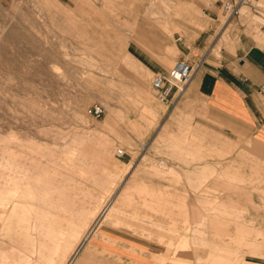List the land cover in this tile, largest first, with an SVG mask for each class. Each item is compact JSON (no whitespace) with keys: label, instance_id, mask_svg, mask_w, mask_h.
Returning a JSON list of instances; mask_svg holds the SVG:
<instances>
[{"label":"rangeland","instance_id":"obj_1","mask_svg":"<svg viewBox=\"0 0 264 264\" xmlns=\"http://www.w3.org/2000/svg\"><path fill=\"white\" fill-rule=\"evenodd\" d=\"M217 14L210 60L221 0H0V264H264V88L236 118L151 87Z\"/></svg>","mask_w":264,"mask_h":264},{"label":"crops","instance_id":"obj_2","mask_svg":"<svg viewBox=\"0 0 264 264\" xmlns=\"http://www.w3.org/2000/svg\"><path fill=\"white\" fill-rule=\"evenodd\" d=\"M251 5L248 6L251 8ZM210 18L212 22L206 26V31L185 44L188 52L183 60L193 66L188 84H193L208 104L227 117L240 118L248 108L247 100L254 98V91L264 88V29L259 43L254 39V27L248 21L242 22L239 16L231 31L237 37L233 53L228 52L223 59L210 60L207 51L219 16Z\"/></svg>","mask_w":264,"mask_h":264},{"label":"built area","instance_id":"obj_3","mask_svg":"<svg viewBox=\"0 0 264 264\" xmlns=\"http://www.w3.org/2000/svg\"><path fill=\"white\" fill-rule=\"evenodd\" d=\"M250 5L249 0H221V9L227 15V23L234 16L240 15V8L243 5ZM259 28L264 29L263 22L259 24ZM193 75V66L186 60H177L169 71L164 73H157L151 78V87L155 90L156 97L163 103H170L176 94H179L187 82ZM175 89V91H174ZM91 113L95 117L101 116L103 108L96 105L91 109ZM122 149L117 150V155H123Z\"/></svg>","mask_w":264,"mask_h":264},{"label":"bare ground","instance_id":"obj_4","mask_svg":"<svg viewBox=\"0 0 264 264\" xmlns=\"http://www.w3.org/2000/svg\"><path fill=\"white\" fill-rule=\"evenodd\" d=\"M13 183H14V182H13ZM19 185H20V183H18V181H15V186H14V187H17V188L19 189V188H20ZM24 187H25V185H24ZM18 189H17V190H18ZM21 189H22V187H21ZM21 189L18 190V191H21ZM24 191H25V190H24ZM15 192H16V189H15ZM15 192H14V194L16 195L17 192H16V193H15ZM22 192H23V189H22V191L19 192V193L22 194V195H25V197L23 196V197H24L23 199H25V198H26V194H28L29 191H28L26 194H23V193H25V192H23V193H22ZM1 195H2V193H1ZM1 195H0V196H1ZM15 195H14V196H15ZM30 195H31V192H30ZM30 195H29V196H30ZM14 196L12 195V197H14ZM27 196H28V195H27ZM29 196H28V197H29ZM1 198H2V197H1ZM15 198L18 199V198H21V197H18V198L15 197ZM15 198H14V199H15ZM30 198H31V197H30ZM23 199H22V201H23ZM3 200H4V199H3ZM3 200H2V202H4ZM19 200H20V199H19ZM26 200H27V199H25V202L27 203V201H29V200H27V201H26ZM14 201H15V200H14ZM31 201H32V199H31ZM18 202H19V201H18ZM87 202H88V201H87ZM0 203H1V201H0ZM13 203H14V204H12V205H13V208H15V206H17L18 203H17V202H13ZM27 204H29V203H27ZM87 205H89V204H87ZM75 207H76V206H75ZM88 207H90V206H88ZM13 208H12L11 210H13ZM90 208H91V207H90ZM78 210H79V209H78ZM79 211H80V210H79ZM74 213H75V212H74ZM10 214H11V213H10ZM87 214H88V213H87ZM4 215H5V212H4V211L0 212V216H1V217H3ZM74 218H75V217H74ZM74 218H73V219H74ZM5 220H6V219H5ZM5 220H4V221H5ZM54 220H57V221H55V222H56L55 226L57 227L56 230H58V232H61V233H62L63 231H65V230L69 229V228L71 229V227L73 226V224H71V223H72L71 219L68 218V216H66V215H65V216H60V217H59V215H57V216H56V215H53L52 221H54ZM4 221H3V222H4ZM9 221H10V220H9ZM63 221H66V223H62ZM7 224H8V222H7ZM64 224H65V225H64ZM3 226H4V225H3ZM5 226H6V225H5ZM5 226H4V227H5ZM66 226H71V227L68 228V227H66ZM73 231H74V228L71 229V232H72V233H73ZM84 240H85V239H84ZM183 244H186V243H183ZM78 247H79V246H78ZM184 247H185V246H184ZM253 248L255 249V247H253ZM253 248H252V249H253ZM247 249H248V248H247ZM248 251H249V250H248ZM252 251H253V250H252ZM255 251H256V250H255ZM210 253H211V252H210ZM251 253H252V252H251ZM253 254H254V253H253ZM83 255L85 256L86 254L84 253ZM210 255H211V254H210ZM196 256H197V254H196ZM74 257H75V256H74ZM216 257H217V256L215 255V257L213 256V257H211V258H213V260H214V258H216ZM224 257H225V256H224ZM224 257H222L221 255H219L218 258H217V259H218V262H221V263H222V262L224 261L225 258L227 259V257H225V258H224ZM211 258H210V259H211ZM208 259H209V258H208ZM210 259H209V260H210ZM217 259H215L216 262H217ZM231 259H232V258H231ZM216 262H215V263H216ZM218 262H217V263H218ZM225 262H226V261H225ZM245 262H246V261H245ZM37 263H38V262H37ZM208 263H209V262H208ZM208 263H207V264H208ZM211 263H212V261H211ZM223 263H224V262H223ZM246 263H247V262H246ZM250 263H251V262H250ZM38 264H39V263H38ZM75 264H76V263H75ZM219 264H220V263H219Z\"/></svg>","mask_w":264,"mask_h":264}]
</instances>
